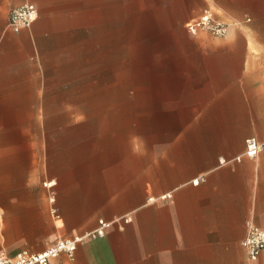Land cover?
Instances as JSON below:
<instances>
[{"label": "crops", "instance_id": "obj_1", "mask_svg": "<svg viewBox=\"0 0 264 264\" xmlns=\"http://www.w3.org/2000/svg\"><path fill=\"white\" fill-rule=\"evenodd\" d=\"M26 4L37 18L15 32ZM51 5L0 0V251L84 237L53 264H264L243 246L264 226V153L245 155L264 141V0H153L170 31L163 79L154 69L147 117L131 124L145 128L113 133L61 117L49 69L71 27ZM208 11L232 23L226 37L187 32Z\"/></svg>", "mask_w": 264, "mask_h": 264}, {"label": "rangeland", "instance_id": "obj_2", "mask_svg": "<svg viewBox=\"0 0 264 264\" xmlns=\"http://www.w3.org/2000/svg\"><path fill=\"white\" fill-rule=\"evenodd\" d=\"M51 1L47 8L71 27L49 69L61 117L75 113L78 129L88 120L110 133L139 127L131 124L147 117L153 70L158 85L170 37L166 23L153 20V0H107L106 6L102 0L101 7L100 0Z\"/></svg>", "mask_w": 264, "mask_h": 264}, {"label": "built area", "instance_id": "obj_3", "mask_svg": "<svg viewBox=\"0 0 264 264\" xmlns=\"http://www.w3.org/2000/svg\"><path fill=\"white\" fill-rule=\"evenodd\" d=\"M37 15L38 10L34 5H23L10 12L9 26L13 31L19 32L24 28H29L36 20ZM231 27L232 23L218 18L209 11L205 12L200 18L188 22L186 25L187 31L192 35L207 32L217 38L226 37ZM261 153H264V141H259L257 138L248 139L245 155L255 159ZM241 160L242 156L234 159L235 162H241ZM222 162L225 163L226 161L222 160ZM106 226V222L100 221L99 229L89 236L102 237ZM84 239V237L60 238L54 245L40 253L20 252L15 256H9L5 252L0 251V264H53V259L63 253L73 258L79 244ZM243 246L250 259L259 258L264 251V226H251L243 241Z\"/></svg>", "mask_w": 264, "mask_h": 264}]
</instances>
